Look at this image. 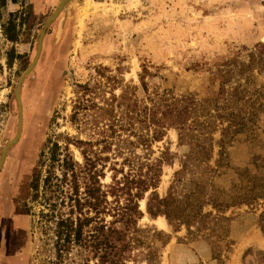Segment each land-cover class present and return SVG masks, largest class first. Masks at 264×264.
<instances>
[{"label": "rangeland", "instance_id": "obj_1", "mask_svg": "<svg viewBox=\"0 0 264 264\" xmlns=\"http://www.w3.org/2000/svg\"><path fill=\"white\" fill-rule=\"evenodd\" d=\"M58 2L7 0L1 9L0 22L12 13L20 25L13 43L5 40L0 26V153L17 132L14 89L22 77L19 134L0 163V264L59 263L54 259V221L41 216L46 210L38 197L41 188L38 184L35 193L31 183L37 173L40 182L47 169L50 142L79 164L87 144L100 146L97 127L83 124V84L98 105L121 103L123 96L140 117L156 94L191 98L182 128L166 127L149 146V157L160 159L154 188L158 197L167 192L181 195L201 181L205 196L222 198L246 185L239 170L264 174V71L256 69L240 81L243 99L229 108L251 118L223 146V164L216 166V142L227 125L222 106L229 103L224 94L218 95L220 70L228 59L245 61L257 43L264 44L260 0H68L46 26L37 58L22 75L35 54L40 29ZM122 151L114 157L118 162L128 153ZM132 151L143 154L140 147ZM195 151L207 158L192 160ZM53 170L59 172L55 166ZM102 171L99 181L107 184V165ZM147 194L138 200L142 214L135 245L123 251L124 264H264L259 206L239 204L216 211L205 205L208 228L196 231L198 223L175 227L162 215L149 216ZM57 208L65 213L63 204ZM21 213L28 219L18 236L17 227L9 224L12 215ZM163 219L166 225L159 226L157 221ZM95 261L76 245L60 259L61 264Z\"/></svg>", "mask_w": 264, "mask_h": 264}, {"label": "trees", "instance_id": "obj_2", "mask_svg": "<svg viewBox=\"0 0 264 264\" xmlns=\"http://www.w3.org/2000/svg\"><path fill=\"white\" fill-rule=\"evenodd\" d=\"M6 1L0 0V21L1 9ZM260 2L264 22V0ZM14 16L15 14L9 13L6 20L0 22L3 37L11 43L17 41L20 25V21L16 22ZM12 53L13 49L10 48L6 53L9 55L7 62ZM255 69L264 71L263 43H257L247 53L245 61L228 59L220 70L218 95L224 94V100L229 103L222 106V118L227 125L221 128L216 142L219 146L216 166L223 164V146L235 134L242 132L246 126L245 121L251 118L243 117L237 109L229 108L243 99L245 88L240 81L247 80ZM231 82L233 85H228ZM225 85L228 86L225 88ZM90 92L91 89L83 84V124L97 127L100 138L95 141L100 146L93 149L87 144L83 148V162L79 164L72 160L66 149L62 151L55 142H50L46 158L47 169L40 182L38 173L32 178L31 187L37 193L40 185L38 197L46 208L44 212H40L41 216L54 221L55 262L61 264L62 253L66 255L76 245L83 247L88 257H95L94 264H124L123 251L135 245L136 223L142 214L138 208V200L147 191L145 211L149 216L162 215L169 225L175 227L180 224L189 227L198 223L196 231L208 228L210 212H202L205 205L216 211L239 204L257 205L260 207L257 224L264 234V174L239 170L238 174L245 179L246 185L234 187L222 198L212 193L205 196L201 181H194L195 186L181 195L174 196L167 192L158 197L155 193L160 159L149 157V146L162 136L166 127L182 128L184 115L192 109L191 98L156 94L149 99L150 105L145 116L140 117L135 114L133 105L123 102V96L120 97L121 103L102 106L88 96ZM116 105L119 110L113 111ZM99 110L103 114L100 115ZM99 120H102L100 125ZM133 147H140L143 154H135ZM124 149L128 153L118 162L114 157L122 155ZM190 158L200 161L207 157L195 151ZM106 165L110 180L107 184H101L99 178L103 176L102 170ZM54 166L58 168V173L53 170ZM59 204L65 206L64 214L61 213L64 210L57 208ZM106 215L109 219H106Z\"/></svg>", "mask_w": 264, "mask_h": 264}, {"label": "water", "instance_id": "obj_3", "mask_svg": "<svg viewBox=\"0 0 264 264\" xmlns=\"http://www.w3.org/2000/svg\"><path fill=\"white\" fill-rule=\"evenodd\" d=\"M68 0H59L56 8L54 9V11L51 13V15L45 20V22L43 23L41 29H40V32L38 34V37H37V46H36V51H35V54L33 56V59L32 61L30 62V64L28 65V67L23 71L22 75H24L25 73H27L30 68L32 67V65L34 64L36 58H37V55L39 53V49H40V46H41V39H42V35L44 33V30L46 28V26L58 15V13L61 11L62 7H63V4L67 3ZM21 77H19V79L17 80V83H16V86H15V89H14V98H15V101H16V104L18 103L17 102V97L19 99V83L21 81ZM17 113H18V128H17V132L14 136V138H12L11 140H9L5 146L3 147V149L1 150V153H0V163L3 159V155L5 153V149L6 147L13 143L17 137V135L19 134V129H20V117H21V112L19 113V107H18V104H17Z\"/></svg>", "mask_w": 264, "mask_h": 264}, {"label": "crops", "instance_id": "obj_4", "mask_svg": "<svg viewBox=\"0 0 264 264\" xmlns=\"http://www.w3.org/2000/svg\"><path fill=\"white\" fill-rule=\"evenodd\" d=\"M27 219H28V215H26L24 213H21V214H18V215H12L11 216V223L9 222L10 223L9 225H11L12 228L14 226L17 227V233H15V234H17L18 236H19V232H20L21 228H23V226H24L23 224L26 223ZM21 223H22V226L19 225ZM13 236L15 237L14 234H13ZM13 239L14 238H11L12 243L14 242ZM12 243L10 244V246L12 245Z\"/></svg>", "mask_w": 264, "mask_h": 264}, {"label": "bare ground", "instance_id": "obj_5", "mask_svg": "<svg viewBox=\"0 0 264 264\" xmlns=\"http://www.w3.org/2000/svg\"><path fill=\"white\" fill-rule=\"evenodd\" d=\"M17 100H18V102H19L18 97H17ZM157 222H158V225H159V226H163V225L165 226V225H166L164 219H163L162 221L160 220V221H157Z\"/></svg>", "mask_w": 264, "mask_h": 264}, {"label": "flooded vegetation", "instance_id": "obj_6", "mask_svg": "<svg viewBox=\"0 0 264 264\" xmlns=\"http://www.w3.org/2000/svg\"><path fill=\"white\" fill-rule=\"evenodd\" d=\"M16 102V101H15ZM17 105V104H16ZM21 106V105H20ZM17 107V106H16ZM17 115H18V113H17ZM18 119V118H17ZM18 121V120H17ZM20 125H21V117H20Z\"/></svg>", "mask_w": 264, "mask_h": 264}]
</instances>
